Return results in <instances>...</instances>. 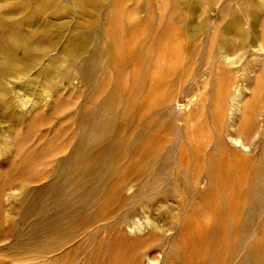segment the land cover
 I'll return each instance as SVG.
<instances>
[{
  "label": "rangeland",
  "instance_id": "rangeland-1",
  "mask_svg": "<svg viewBox=\"0 0 264 264\" xmlns=\"http://www.w3.org/2000/svg\"><path fill=\"white\" fill-rule=\"evenodd\" d=\"M260 48L264 0H0V264H264Z\"/></svg>",
  "mask_w": 264,
  "mask_h": 264
},
{
  "label": "bare ground",
  "instance_id": "bare-ground-1",
  "mask_svg": "<svg viewBox=\"0 0 264 264\" xmlns=\"http://www.w3.org/2000/svg\"><path fill=\"white\" fill-rule=\"evenodd\" d=\"M186 4V3H185ZM187 5V4H186ZM14 28V27H13ZM19 28V27H18ZM27 42H28V40H27ZM27 44H29V43H27ZM82 47H84V46H82ZM226 49V48H225ZM261 49V48H260ZM259 49V50H260ZM261 50H263L264 51V49L262 48ZM7 58V57H6ZM50 66V65H49ZM49 70V69H48ZM23 75V73L22 72H18V71H15V72H13L12 73V78L14 79V80H17V79H20L21 78V76ZM38 86V85H37ZM21 87H24V86H21ZM30 87V86H29ZM28 87V88H29ZM36 90V89H35ZM36 92V91H35ZM5 94H6V96L8 97V96H11L12 95V93L10 92V91H6L5 92ZM48 94V93H47ZM233 101V100H232ZM238 143V142H237ZM246 146V145H245ZM156 262L155 261H150L149 260V264H155Z\"/></svg>",
  "mask_w": 264,
  "mask_h": 264
}]
</instances>
